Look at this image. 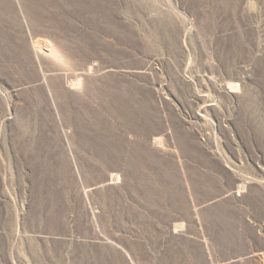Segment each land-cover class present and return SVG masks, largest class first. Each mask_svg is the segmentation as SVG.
Instances as JSON below:
<instances>
[{"label":"rangeland","instance_id":"rangeland-1","mask_svg":"<svg viewBox=\"0 0 264 264\" xmlns=\"http://www.w3.org/2000/svg\"><path fill=\"white\" fill-rule=\"evenodd\" d=\"M0 264H264V0H0Z\"/></svg>","mask_w":264,"mask_h":264},{"label":"crops","instance_id":"crops-1","mask_svg":"<svg viewBox=\"0 0 264 264\" xmlns=\"http://www.w3.org/2000/svg\"><path fill=\"white\" fill-rule=\"evenodd\" d=\"M212 160H215L219 166L220 172L224 177H228V179H231L232 182L223 189V191L218 195L219 198L218 200H223L224 198H227L228 196H233L236 195L238 196L239 192V186L240 184L237 182L239 181V171L237 170L236 166L237 164H229L227 163V161L223 158H212ZM213 201H209L207 203H203L202 207L207 206L208 204H210ZM200 208V207H199ZM242 258H234L233 260H239ZM243 259H245V256L243 257ZM232 260V259H231Z\"/></svg>","mask_w":264,"mask_h":264},{"label":"built area","instance_id":"built-area-1","mask_svg":"<svg viewBox=\"0 0 264 264\" xmlns=\"http://www.w3.org/2000/svg\"><path fill=\"white\" fill-rule=\"evenodd\" d=\"M166 139H167V137H166ZM158 140H159V139H157V143L161 145L163 142H160V141H158ZM165 142H166V141H165ZM165 142H164V143H165ZM242 189L245 190V189H246V186L242 187Z\"/></svg>","mask_w":264,"mask_h":264}]
</instances>
